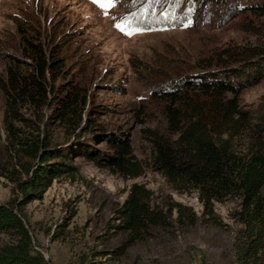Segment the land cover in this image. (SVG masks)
Wrapping results in <instances>:
<instances>
[{
    "label": "rangeland",
    "instance_id": "374dc122",
    "mask_svg": "<svg viewBox=\"0 0 264 264\" xmlns=\"http://www.w3.org/2000/svg\"><path fill=\"white\" fill-rule=\"evenodd\" d=\"M264 0H0V205L22 199L15 179L28 176L22 166L34 158L21 142L37 139L52 145L92 148L103 163L112 149L106 142H88L79 130L70 134L52 116V88L48 103L17 106L12 119L16 138L4 123L6 99L2 85L7 70L23 73L36 48L45 59L62 61V78L54 87L81 83L88 91L82 118L103 127L108 137L129 142L143 167L137 179L97 167L85 158L73 159L79 172L55 179L36 200L26 203L24 216L34 250L49 264H232L233 232L199 221L203 207L195 194H179L152 167L151 132L168 136L165 103L155 92L184 89L197 76L200 65L228 48L264 46ZM144 16L157 25L141 30L132 17ZM176 27L164 26L165 19ZM157 96V95H156ZM241 110L254 125L264 118V79L244 89ZM82 127L84 124L81 125ZM81 127V128H82ZM253 129H255L253 127ZM37 162V161H35ZM133 183L152 191L155 205L172 201L192 208L194 226L151 227L147 236L131 246L120 260L97 256L122 245L127 234L112 236L116 211ZM264 196V186L261 190ZM215 213L231 225L235 200L215 203ZM75 213L71 217L72 213ZM176 214L173 213V219ZM56 231L61 239H54ZM0 234V244H12Z\"/></svg>",
    "mask_w": 264,
    "mask_h": 264
},
{
    "label": "trees",
    "instance_id": "16d2710c",
    "mask_svg": "<svg viewBox=\"0 0 264 264\" xmlns=\"http://www.w3.org/2000/svg\"><path fill=\"white\" fill-rule=\"evenodd\" d=\"M261 9L264 11V4ZM132 20L136 29L150 30L157 26L144 16L132 17ZM168 20H163L164 26L176 27ZM33 54L30 57L33 62L28 66L31 73L21 72L17 69L19 66L7 70V79L2 85L7 131L16 138L12 119L18 115L17 106L47 104L48 88H52L50 119H55L70 134L79 130L78 136L84 135L90 143L103 139L102 143L106 142L112 149V155L103 163L99 155L86 146L72 149L39 139L18 143L34 162L22 166L28 176L26 179L14 180L22 199L11 198L0 205V234L14 240L9 245L0 244V264H49L42 253L33 249L21 208L40 198L55 179L78 174L73 159L85 158L124 179H137L144 173L132 155L129 142L108 137L103 127L90 121L89 114L82 118L89 96L81 83L68 82L55 90V83L63 75L62 61L48 62L38 48ZM200 69L184 89L174 92L162 88L155 92V97L165 103L169 135L151 132L152 167L173 191L196 195L203 207L201 224L223 230L236 226L232 264H264V196L261 192L264 118L252 125L250 114L241 110L239 101L244 89L264 79V46L224 49L213 60L202 63ZM152 196V191L144 184L130 186L126 199L116 211L117 225L112 227V236L125 233L128 238L114 251L97 256L118 261L131 246L147 236L151 227L168 228L174 221L181 226L196 224L198 218L192 208L170 197L161 206L155 205ZM227 200L238 202V207L228 215L231 225L216 215L214 207L215 203ZM53 238L61 239L62 233L56 231Z\"/></svg>",
    "mask_w": 264,
    "mask_h": 264
}]
</instances>
